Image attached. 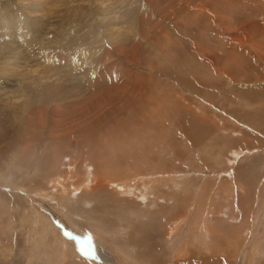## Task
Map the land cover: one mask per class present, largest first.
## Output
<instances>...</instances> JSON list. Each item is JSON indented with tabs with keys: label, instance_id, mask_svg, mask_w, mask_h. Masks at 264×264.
I'll return each mask as SVG.
<instances>
[{
	"label": "rangeland",
	"instance_id": "1",
	"mask_svg": "<svg viewBox=\"0 0 264 264\" xmlns=\"http://www.w3.org/2000/svg\"><path fill=\"white\" fill-rule=\"evenodd\" d=\"M3 1L47 11L44 43L69 34L67 53L26 49L62 78L64 96L80 85L91 97L92 72L105 75L111 96L98 89L83 112L67 108L53 117L57 128L48 119L41 130L0 98V264H105L100 250L112 264H264V0H163L157 11L141 0H107L108 10ZM119 2H129L124 21L111 33L104 21L103 35L93 21ZM200 5L206 22L195 20ZM117 47L131 54L118 59ZM105 50L112 56L102 59ZM15 72L10 92L23 87Z\"/></svg>",
	"mask_w": 264,
	"mask_h": 264
},
{
	"label": "bare ground",
	"instance_id": "2",
	"mask_svg": "<svg viewBox=\"0 0 264 264\" xmlns=\"http://www.w3.org/2000/svg\"><path fill=\"white\" fill-rule=\"evenodd\" d=\"M61 1H63L65 3L67 0H61ZM162 1L163 0H141V3H139V6H140L141 9H143L145 7H149L150 9L152 8V10H154V8H155L156 11H157V7L160 6L159 4ZM170 1L172 2V3H170L172 5V7H174V6L177 5V4L174 5L175 4V0H170ZM189 1L190 0H188V3H189ZM12 2H10L11 4L3 5L4 1L3 0L0 1V55H1V58L4 60L3 61V65L6 68V72L4 74V78L3 79H0L1 81H3V83L0 82V96H1L0 98L4 97L5 101L7 102V105H12L13 104V107L14 106L15 107H18L19 111L20 112H23V114H24L23 116L25 118V122L31 128V130H33V129L34 130L35 129L36 130H39V129L41 130L42 128H44V125H47L45 123H46V121L48 119H49V121H51V125L54 128H57L59 123H57L56 121H54L53 120V117L54 116L61 115V113L62 112H65L67 110V108H70L71 109V111L68 110V111H70L69 114H73V116L76 117V115L80 111L83 112V109H85L88 106L86 103H89V102H87V101L91 97H93L94 95H96V93H94V91L97 90V94H98V89H101V88H102V90L105 89V92L108 93L111 96L110 91L108 89L109 86L106 85L105 75L103 76V73H102V75L100 73H98V76H97V75H95L96 73L94 74L93 72H92L93 76H92V78H88V80H87L88 81V86H86V89L87 90H91L92 91V93H90L91 94V97H88V95L87 96L85 95L86 90H85V88L81 87L80 85H78L77 87L76 86L73 87L74 89L78 88V94H76L75 96H73V95H70V94L67 93V96H64V94H63L64 91L63 90H65V89H64L63 86H61V84L63 82L62 78L61 77H58L55 74H50L51 71H50V69L47 68L49 65H47L45 63V61H41L43 64H38V66H37V64H34L35 63V60H31L30 59V57L27 55L26 49L27 48H35L36 52H38L39 51L38 48H40L41 51L44 52V55L45 56H49V57H52L56 53H63V52H66L67 53V51L70 49V47H68V45L70 43V36H69V34L68 35L67 34H64V36H63L62 39H61V36H59V39L58 40H55V38H54L52 41L44 43V40H45L44 37H48V35L46 33V31H47L46 28H48V26H53V25H50V23H48V20L51 19V17L47 13V11L43 10L45 12L44 13L43 12L40 13L38 11L40 9L39 8H36V6L34 4L32 6H30L31 5L30 2L29 3H25V6L24 7H22V4H19V2L17 3V1L15 3H12ZM52 2H50V4ZM56 2H57V0H56ZM81 2H84L88 6V8H90V9H92L93 6L97 5L100 2L104 6V8L107 9V10L110 7H112V2L107 1V0H81ZM182 2H184V1H182ZM128 3H126V2L125 3H120L119 2V6L115 7L111 13H107L108 16H104L102 18L95 17V19H94L93 22H95L96 25H94V26H96L99 29H101L103 35H108L107 33H111V30L114 31V29L116 28V26L120 25L124 21V19H123L124 16L122 14H124V13L127 12L125 10V8L128 5ZM180 3H179V7H177V8H180L181 9L182 6H181ZM52 4H51V7L52 6H55L54 4L53 5ZM167 4H169V3L167 2ZM198 5H199V3H198ZM39 7H41V6H39ZM199 7L200 8L192 9L193 13H194V11L196 13V15H194L195 16V20L197 19V16H198L199 19L201 20V22H204V21L206 22L205 19H207L206 17L208 15L206 13L207 12L206 10L208 8L205 9L203 5H200ZM17 8H19V10H17ZM191 8H193V7H191ZM12 9L15 10V11L13 12ZM56 9L58 10L57 6H56ZM130 9L133 10L134 7L130 8ZM127 10H129V9H127ZM188 10H191L190 9V6H188V8H186V9L182 8L180 10V13L184 14V16H186V19L187 20L190 19L189 16L191 15ZM53 11H54V9H53ZM55 12H56V10H55ZM55 12H53V13H55ZM53 13H50V14H53ZM153 14H154V12H153ZM131 16H133V15H131ZM177 16H179V15H177ZM144 18H146V15H145ZM181 18H183V16ZM63 19L66 20L65 18H63ZM148 19H149V17H148ZM106 20H109V22H110L107 26H110V25L112 26L110 28H107V26L104 27L106 29L107 33H106L105 29L102 28L103 23ZM139 20H140V18H139ZM143 20H145V19H143ZM143 20H141V21H143ZM150 20H153V18H150ZM57 21H55V23ZM59 21H61V17H60V20ZM141 21H139L137 23H141ZM20 22H21L22 28H19V26H18ZM65 24H67V23H65ZM145 25H147V23L144 24V26ZM91 26L92 25H90V27ZM59 27L61 28L62 26L59 25ZM59 27H56V28L60 29ZM141 27L144 28L143 26H141ZM71 31H70V33L72 34L73 31L72 32ZM61 32L63 33V30H61ZM29 34L31 36H29ZM34 35L39 36V38L36 39L37 36H34ZM139 36L141 37V35H139ZM143 37H145L144 34H143ZM75 38H77V37H75ZM39 41H40V44H38ZM136 47H138V46H134V44H132V46H131L132 49H136ZM83 51H85V50H83ZM101 53H103L102 59L108 58L109 56H112V55L119 57L118 59H122V58L125 59V57H128L131 54V50H129V49L125 48V47H117V48L114 49V54H112V55L107 50L102 51ZM126 62H128V59H126ZM120 63L122 64V61ZM41 66H44V68L45 69L47 68V69L46 70L45 69L38 70V68L41 67ZM92 66H93V64L92 65H89L88 66V69L89 68H92ZM123 68L127 72L126 67H123ZM109 69H110V67H109ZM15 71H17L20 74H22L21 75V82L23 83V87L21 86L22 84L20 83L21 85L20 84L17 85L16 86V89L10 92V89H8L7 86H14L16 84L15 81L12 79L14 77H17V74H16ZM44 71H46V73H41V72H44ZM106 72H108V73L110 72L111 73V71H108V70ZM108 73H106V76H107ZM108 77H109V75H108ZM113 82H112V84H113ZM109 83L111 84V79H110V82ZM119 83L122 84V81L120 79L117 80L114 83V87H115L114 88V90H115L114 92L117 93V94H118V89L116 88V85H118ZM68 90H71V89L68 88ZM26 91H31V92L34 91L36 94H33L32 96H30L29 94H26ZM76 93H77V91H76ZM85 96H86L87 99H85ZM36 97H39L40 98V100H39L40 101V104L38 106L37 105H34V102L35 101L32 99V98H36ZM79 97H81V98H79ZM63 99L64 100L66 99L67 101L63 103V101H64ZM80 100H82V101L80 102ZM67 113H65V114H67ZM85 119H86V117H85ZM59 136L60 135L53 134L52 135V138H53L52 141L53 142H59L60 143V141H62V140L60 139L61 137H59ZM89 140H90V138H89ZM52 143L50 142L49 145L51 146ZM58 148H59V145H57V146L54 147L55 150L58 149ZM50 162L52 164H54L55 163V160L52 158L50 160ZM57 176L58 175L56 174V177ZM56 177H54L55 178V181L56 180H60V177H58V178H56ZM104 181L105 180H103L102 178H99V180L97 179V182H99V184H103ZM61 182H60V184H61ZM115 183H117V181L110 182V184H115ZM153 184H158V183H156V181H153ZM180 185H181V181H179L178 178H177L176 186L179 187ZM88 186H90V185H88ZM121 186H123V185H121ZM90 187H91L90 189H93V186H90ZM128 187H131V186H128ZM81 189L82 188L80 187L79 190L82 191ZM88 189H89V187H88ZM153 190H154V186L152 185L151 188H150V191L152 192ZM155 190H156V193L155 194H157V192L159 191L158 190V186H156V189ZM180 220H178V221H180ZM67 245H69V244L68 243L65 244V246H66L65 248L66 249H68V246ZM137 245H139V244H137ZM70 248H72V247L70 246ZM67 252H71V249H70V251H67ZM97 256L100 258V260L105 261L104 262L105 264H112L110 262V258H109V255H108L107 252H104V251L100 250V251L97 252V255H96V259H99V258H97Z\"/></svg>",
	"mask_w": 264,
	"mask_h": 264
}]
</instances>
